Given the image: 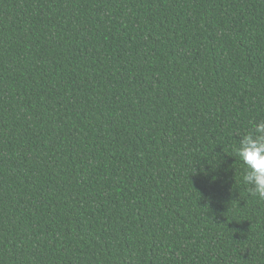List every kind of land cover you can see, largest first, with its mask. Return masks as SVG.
<instances>
[{
  "label": "trees",
  "instance_id": "trees-1",
  "mask_svg": "<svg viewBox=\"0 0 264 264\" xmlns=\"http://www.w3.org/2000/svg\"><path fill=\"white\" fill-rule=\"evenodd\" d=\"M260 120L264 0H0V264H264Z\"/></svg>",
  "mask_w": 264,
  "mask_h": 264
},
{
  "label": "clouds",
  "instance_id": "clouds-1",
  "mask_svg": "<svg viewBox=\"0 0 264 264\" xmlns=\"http://www.w3.org/2000/svg\"><path fill=\"white\" fill-rule=\"evenodd\" d=\"M232 150L243 164V182L248 193L264 200V120L241 134Z\"/></svg>",
  "mask_w": 264,
  "mask_h": 264
}]
</instances>
